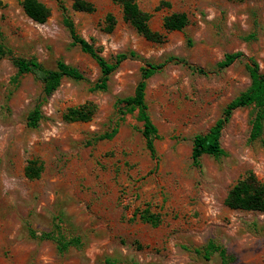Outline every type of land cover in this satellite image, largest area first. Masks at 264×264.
<instances>
[{"label":"rangeland","instance_id":"1","mask_svg":"<svg viewBox=\"0 0 264 264\" xmlns=\"http://www.w3.org/2000/svg\"><path fill=\"white\" fill-rule=\"evenodd\" d=\"M39 1L49 9L43 22L29 18L20 0H0L5 45L47 68L61 59L84 79L64 77L43 98L38 80L30 73L17 77L10 59L0 60V264H264V212L224 202L245 171L264 181V118L260 138L251 140L256 108H236L221 130L224 153L203 154L198 165L191 160L193 136L207 132L248 87L246 63L255 60L264 74V0H138L152 13L154 30H162L164 15L186 13L187 25L161 42L139 34L111 0H88L91 12L73 9L71 0ZM63 8L102 57L127 54L106 89L91 88L99 67L71 42ZM107 14L114 18L110 30ZM236 51L240 58L217 67ZM147 63H162L144 93L159 134L155 157L145 147L137 109L121 113L117 103L133 94ZM87 102L95 106L90 119H64L69 107ZM37 103L41 117L27 126ZM114 124L113 137L97 139ZM33 159L42 168L29 178L25 168ZM145 208L159 215L157 225L139 218ZM49 232L79 241L59 251L55 240L40 237ZM210 241L223 254H206Z\"/></svg>","mask_w":264,"mask_h":264},{"label":"trees","instance_id":"2","mask_svg":"<svg viewBox=\"0 0 264 264\" xmlns=\"http://www.w3.org/2000/svg\"><path fill=\"white\" fill-rule=\"evenodd\" d=\"M117 4L122 12V18L129 22L135 30L147 40L153 42L163 41L165 34L171 31H180L188 23V17L185 12H171L162 18V30H154L149 25V19L152 13L142 10L138 5V0H111ZM72 8L78 11H94V5L88 0H71ZM24 13L36 22H43L49 15L48 7L39 0H20ZM166 3L164 1L161 2ZM159 6H156L158 8ZM108 23L107 30H110L114 24V18L111 14L105 16ZM62 22L66 27L71 42L77 45L81 51L89 54L97 63L100 71L98 79L91 86L95 90H104L107 88L109 75L115 70L119 63L127 57L126 53L117 54L112 61L102 57L93 43L79 35L74 27L70 17L65 13L63 8ZM129 52V55H133ZM241 52H228L217 62L218 68H224L241 57ZM9 58L16 69V76L30 73L36 80L41 83V94L45 98L50 95L60 84L62 78L67 77L74 80H83V74L74 66L66 64L63 60L57 59L53 68L45 67L35 57H23L16 55L5 45L0 35V60ZM168 60L185 63L182 58L170 56ZM162 63H147L140 69V78L137 81L133 94L117 99L121 104V113L137 109L138 118L142 121L141 135L144 139L145 147L150 156L155 157L154 140L159 137L157 128L151 121L144 101L146 80L154 74ZM197 73L205 74L200 66H189ZM246 69L250 78L248 87L240 94L232 98L223 108L222 114L214 121L205 133L195 134L192 138L191 160L195 165L199 164L201 155L208 154L220 156L224 153L220 145V134L223 126L229 120L233 110L253 104L256 108L255 114L251 120L250 139H259L263 128L264 118V74L259 69V64L250 59L246 63ZM40 104L33 106L27 115V126L35 127L41 117ZM95 110V106L90 103H83L75 107H69L64 113V119L69 121L88 120ZM117 132V124H114L110 131L103 132L97 136V139H109ZM264 145V141L261 140ZM42 166L37 160H29L25 168V174L29 178L37 177ZM225 204L230 208L243 210H256L264 212V181L259 179L252 171L247 170L239 176L228 190L224 199ZM139 218L151 225H157L160 221L159 215L151 212L148 208L139 211ZM40 237L51 238L56 241L59 251H64L69 245L79 241L78 237L65 239L59 233H43ZM219 250L223 254V249L213 242H208L204 248L206 254Z\"/></svg>","mask_w":264,"mask_h":264}]
</instances>
